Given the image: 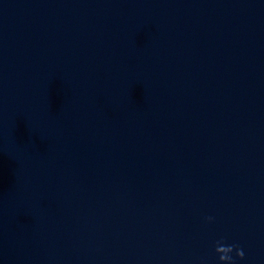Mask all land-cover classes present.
<instances>
[{"label": "water", "instance_id": "obj_1", "mask_svg": "<svg viewBox=\"0 0 264 264\" xmlns=\"http://www.w3.org/2000/svg\"><path fill=\"white\" fill-rule=\"evenodd\" d=\"M0 264H264V0H0Z\"/></svg>", "mask_w": 264, "mask_h": 264}, {"label": "clouds", "instance_id": "obj_2", "mask_svg": "<svg viewBox=\"0 0 264 264\" xmlns=\"http://www.w3.org/2000/svg\"><path fill=\"white\" fill-rule=\"evenodd\" d=\"M236 254L239 257H242L243 256V252L241 250H239V249L237 250Z\"/></svg>", "mask_w": 264, "mask_h": 264}]
</instances>
